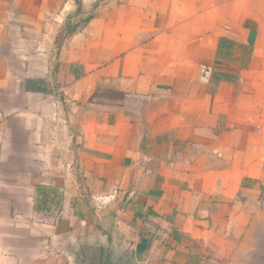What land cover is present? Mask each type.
Here are the masks:
<instances>
[{"label":"crops","instance_id":"1","mask_svg":"<svg viewBox=\"0 0 264 264\" xmlns=\"http://www.w3.org/2000/svg\"><path fill=\"white\" fill-rule=\"evenodd\" d=\"M79 255L264 264V0H0V264Z\"/></svg>","mask_w":264,"mask_h":264},{"label":"flooded vegetation","instance_id":"2","mask_svg":"<svg viewBox=\"0 0 264 264\" xmlns=\"http://www.w3.org/2000/svg\"><path fill=\"white\" fill-rule=\"evenodd\" d=\"M77 263H78V264H93V263L90 261V258H88L87 256H83V257H81L80 255L78 256ZM102 264H107V263H104V262H103Z\"/></svg>","mask_w":264,"mask_h":264},{"label":"rangeland","instance_id":"3","mask_svg":"<svg viewBox=\"0 0 264 264\" xmlns=\"http://www.w3.org/2000/svg\"><path fill=\"white\" fill-rule=\"evenodd\" d=\"M86 17H87L86 15H85V16H84V15H82V18H86Z\"/></svg>","mask_w":264,"mask_h":264}]
</instances>
